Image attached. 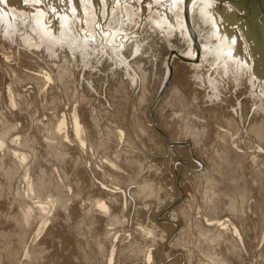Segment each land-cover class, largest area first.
I'll list each match as a JSON object with an SVG mask.
<instances>
[{
	"label": "bare ground",
	"instance_id": "bare-ground-1",
	"mask_svg": "<svg viewBox=\"0 0 264 264\" xmlns=\"http://www.w3.org/2000/svg\"><path fill=\"white\" fill-rule=\"evenodd\" d=\"M90 1L0 0V264H264V0ZM148 17L174 33L169 46L179 41L171 60L162 51L155 94L168 81L162 97L171 92L172 67L200 78L209 61L215 73L178 92L189 114L176 132L159 128L164 152L150 155L141 120L125 113L140 56L124 53ZM215 36L222 51L209 50ZM88 47L114 64L104 88L83 78ZM207 144L210 160L186 163L201 171L173 165L192 189L161 205L171 184L156 159ZM157 202L160 224L149 220Z\"/></svg>",
	"mask_w": 264,
	"mask_h": 264
},
{
	"label": "rangeland",
	"instance_id": "rangeland-1",
	"mask_svg": "<svg viewBox=\"0 0 264 264\" xmlns=\"http://www.w3.org/2000/svg\"><path fill=\"white\" fill-rule=\"evenodd\" d=\"M90 1V0H89ZM90 4L92 5V0L90 1ZM23 5H25L26 6V4H22V6L20 7V9H22V10H24V11H27V10H30V9H26V7L25 8H23ZM93 6V5H92ZM187 6V5H186ZM99 10H100V7H99ZM185 10H186V12H185ZM187 8L185 9L184 8V11H183V15H184V17H185V19H184V21L186 20L187 22H185V26H186V29H187V31H188V35H189V38H191V40H193V44L195 45V48H197V51L198 52H200V48H198V47H196L197 45L195 44L196 43V39H193V38H195V36H194V34H192L193 32H192V29H191V27H190V24L188 23L189 22V20L187 19V14H188V12H187ZM145 11V10H144ZM103 14H105L104 15V20L107 18V14L104 12ZM260 15H261V17L263 16V18H264V12H263V15H262V12H260ZM113 17H115V18H117V16L115 15V16H113ZM119 17V16H118ZM103 20V21H104ZM119 21H121L122 19H121V17H119V19H118ZM118 20H114V19H112V21H110L111 23V26H113V29H114V27H115V29L117 28V24H119V21ZM149 21H150V17H148V20L147 21H145V23L143 24V26L140 28V31L138 32V34L137 35H131V34H129V33H127L126 35H127V39L128 38H130L129 40H128V42L129 43H131L132 42V44H131V48H130V51H126V52H124L123 50L124 49H122V52H124L125 53V55L126 56H128V55H130L131 57H132V59H131V57L130 56H128V59H129V61H135L134 59H135V57H137V56H135V55H137L138 54V56H140V60L139 61H141V65L139 66V69H137V72H135V73H133V74H138L139 76H141V82H140V78L138 77L137 78V83L139 84H137V83H134L133 84V86H137L136 87V89H135V91H134V93H133V96L135 97V99L133 100L134 102H132L133 103V105H132V103H129V105L127 106V108L125 109L126 110V112L125 113H127L128 115H129V113H132V114H134V113H136V115H137V117L139 118V120H141V124H143L142 126H143V134H145L146 132V134H149L150 132L152 133H150L149 134V136L150 135H152V136H150L149 138L151 139V140H149L148 141V139H147V136L148 135H146L145 134V136L143 135V137H144V140L145 141H147V142H144V147L142 146L141 148H145V150L147 151V149L146 148H150L149 147V145H151L152 146V149H151V151L149 150V153H148V155H150V154H152L153 152H158V153H162V152H164V147H163V142H161L159 139H157V137H158V134H161V135H159V136H161L163 139L165 138V137H163V134H162V130L160 131V127H162V128H165L167 131H168V128L171 130H173L174 129V131L176 132L177 131V128H180V126H179V124H180V122H181V120H180V118H181V116H185L186 114H189L188 113V109H187V105L185 106H183L181 103H180V98H179V93L178 92H180V91H182V92H180V94H183L184 92V90L183 89H185V88H187L188 86H190V89L189 90H191V86H192V83L193 84H195L196 86L195 87H197L198 85L196 84V83H194V81H197V82H202V76H204V78L206 77V75H208V76H210V77H214L215 75V73H214V71L212 70V65L211 64H209V63H211V62H205V63H207V64H201L200 65V71L201 72H203L204 74H202L201 76H200V78L198 77V76H196L194 73H192L191 72V70H190V68L189 67H183V68H181V70H180V68H178L179 69V71H178V69H176L175 71L174 70H172L173 69V67H172V69L170 68V70H169V74H168V78L169 79H167V80H171V78H172V76H173V79H174V82H172V85L171 86H173L172 88H171V92H167L168 94H165L166 96H164V97H162V95H163V93H164V91H165V89L167 88V86H168V84H169V81H168V83H166L165 85L163 84L162 85V87L160 88V90H159V92L157 93V94H155V91L158 89V87L160 86V84H161V82H162V79H163V77L162 76H164V63H163V60L164 59H162V58H164L166 55V53L167 52H162L163 50H164V47H165V51H168V54H167V57L171 60V57L175 54V52H176V54L178 53L179 54V52L177 51V49H175V47L177 46V43H179V41H177V42H175V43H173L172 45H175V47H171V46H169V43L166 41L168 38H173V35H174V33L172 34V36H170V30L169 29H167L165 26L163 27V30H165L166 31V35H164L163 33H161V32H159V30H157V32H156V29H152V21H150V23H149ZM94 23V22H93ZM92 23V24H93ZM147 24H149V25H151V26H149V25H147ZM94 25V24H93ZM124 25H126V24H124ZM145 27H146V29H145ZM148 27V28H147ZM151 27V28H150ZM190 27V28H189ZM26 30L28 31V32H30V33H32V31H29V29L28 28H25L24 29V32H26ZM155 30V33H153V31ZM189 30H191V31H189ZM133 31V30H132ZM1 32V31H0ZM27 32V33H28ZM201 32L203 33V31L201 30ZM2 33V32H1ZM0 33V34H1ZM153 34V35H152ZM155 35V36H154ZM159 35V36H158ZM193 36V37H192ZM153 37V38H152ZM158 37V38H157ZM155 38V39H154ZM162 38H164V39H162ZM160 42V43H158V42ZM154 42V43H153ZM154 44V45H153ZM160 44H162V46L160 45ZM164 44V45H163ZM166 44V45H165ZM211 46H210V48H209V50L212 48V47H214L216 44L218 45V46H220L219 47V51H222V49H223V44H222V42L221 41H219L218 39H217V37L215 36V39H212V41L209 43ZM136 45H138V47H140L141 46V48H136ZM159 45V46H158ZM97 47V46H96ZM95 47V48H96ZM158 47V48H157ZM161 47H163V49L161 48ZM135 48V49H134ZM160 48V49H159ZM157 49V50H156ZM159 49V50H158ZM92 50V49H91ZM134 50H136V51H138V52H135V54H133L134 53ZM156 51V52H155ZM160 51V52H159ZM88 52L89 53H84V55H83V58H84V60H83V62L81 61L82 60V58L81 57H79V62H80V64L82 63L84 66H82L84 69H85V75L83 76V78L85 79V80H90V81H92V83H93V86H98L99 85V87H100V85H102L103 86V88L105 87V84L107 83V79H105V80H103V78L102 77H104V75H105V77L104 78H106V76L109 74H111L113 71H114V69L115 68H113V66H114V64L113 65H111V62H112V60L110 59V57H109V55H103L102 57L99 55V54H96V52H95V50H94V53L93 54H91L90 53V51H89V47H88ZM92 52H93V50H92ZM129 53V54H128ZM140 53V54H139ZM157 53H159V55H161V56H159ZM95 54V55H94ZM153 54H156L157 56H155V55H153ZM198 54V53H197ZM86 55V56H85ZM89 55V56H88ZM97 55V56H96ZM85 56V57H84ZM108 56V57H107ZM135 56V57H134ZM90 57V58H89ZM130 57V58H129ZM160 57V58H159ZM176 57H178L177 55H176ZM197 57H199V55L197 56ZM195 58V59H193V60H190V61H188V62H193V63H196V62H198L199 61V59L198 58ZM81 58V59H80ZM109 58V61H111V62H108V60L107 59ZM154 58V59H153ZM157 58V60H155ZM93 59H94V62H93ZM99 59H101V60H99ZM137 59V58H136ZM178 59H180V61L181 60H183L184 61V59H181V58H178ZM93 62H91V61ZM98 60V61H97ZM149 60V61H148ZM100 61V62H99ZM107 61V62H106ZM138 61V62H139ZM148 61V62H147ZM95 62H97V63H95ZM154 62V63H153ZM99 63H101V64H99ZM108 64V65H107ZM155 66H154V65ZM217 64H219V59H217V60H215V62H214V64L213 65H217ZM102 65H104V66H102ZM149 65V66H148ZM205 65V66H204ZM206 65H208V66H206ZM106 66V67H105ZM110 66V67H109ZM173 66V65H172ZM210 66H211V68H210ZM102 67V68H101ZM208 67V68H207ZM100 68L102 69V70H100ZM107 68V69H106ZM109 68V69H108ZM136 68V67H135ZM202 68L204 69V68H206V69H204V70H202ZM90 70H92L91 72H90ZM100 70V71H99ZM121 70V69H120ZM206 70V71H205ZM98 71V72H97ZM106 71V72H105ZM189 72V74H188V72ZM205 71V72H204ZM96 74H95V73ZM110 72V73H109ZM177 72V73H176ZM211 72V73H210ZM93 73V74H92ZM214 73V74H213ZM101 74V75H100ZM132 74V72H131V74L130 75H133ZM172 74V75H171ZM177 74V75H176ZM99 75V76H98ZM194 75V76H193ZM198 75H199V73H198ZM126 76V74H124V72H123V78ZM134 76V75H133ZM97 77V78H96ZM128 77V76H127ZM196 78H198V79H196ZM128 79H129V77H128ZM127 79V80H128ZM176 79V80H175ZM193 79H194V81H193ZM206 79V78H205ZM84 80V81H85ZM98 80V81H97ZM227 80V79H226ZM129 81V80H128ZM97 82H99L98 84H96ZM140 82V83H139ZM206 82V81H205ZM137 84V85H136ZM207 84V83H206ZM128 87H130V85H128ZM241 87H242V85H241ZM240 87V88H241ZM174 88V89H173ZM197 88H199V87H197ZM234 88V87H233ZM173 90V91H172ZM229 93V92H228ZM227 93V94H228ZM175 94H176V96L177 97H175ZM104 95V94H103ZM106 95V98H107V100H108V102H111L112 103V101H109V98L112 100V98H111V96L109 97V95L110 94H105ZM129 95V94H128ZM153 95H154V97H153ZM234 95V94H233ZM133 96H132V98H133ZM243 95L241 94L240 96H239V98H241ZM162 97V98H161ZM175 97V98H174ZM137 98V99H136ZM152 98V99H151ZM174 98V99H173ZM176 98H178V99H176ZM205 98V97H204ZM181 99H182V97H181ZM163 100V101H162ZM175 100H176V102H178V105H177V103L175 102ZM178 100V101H177ZM204 100V99H203ZM241 101V100H240ZM171 103H175L174 105L175 106H173V104H171ZM139 104V105H138ZM179 104H181V105H179ZM204 104H205V102H204ZM132 105V106H131ZM180 106V107H179ZM182 106V107H181ZM129 107V108H128ZM170 107V108H169ZM175 107H177V108H174ZM179 107V108H178ZM183 107H185L186 109H184ZM206 107V106H205ZM165 108V109H164ZM168 108V109H167ZM129 109V110H128ZM130 109L132 110L131 112H130ZM172 111H171V110ZM136 110V111H135ZM166 110H168V111H166ZM173 110H175V111H173ZM133 111H134V113H133ZM171 111V112H170ZM181 111V112H180ZM205 111V110H204ZM170 113V115H169V113ZM173 112H174V114H175V112H176V114L177 113H179V114H177V115H174L173 114ZM182 112H183V114H182ZM214 112V111H213ZM213 112L211 111V113L213 114ZM210 114V113H209ZM179 115V116H178ZM206 114H205V112L203 113V116L204 117H206L205 116ZM155 116H156V118H157V120L159 121V127L158 126H156V124H155V121H154V118H155ZM170 116H173V117H171L170 118ZM176 116V117H175ZM177 117H179V118H177ZM190 117V116H189ZM149 119L151 120L150 121V123H152L151 124V126L150 125H148V123H149ZM179 121H178V120ZM172 120V121H171ZM174 121H176L175 123H174ZM177 121H178V123H177ZM169 123V124H168ZM207 125V124H206ZM176 126V127H175ZM178 126V127H177ZM147 127V128H146ZM149 127V128H148ZM158 127V128H157ZM172 127V128H171ZM176 129H175V128ZM152 128V129H151ZM151 129V130H150ZM146 130H148V131H146ZM154 132H153V131ZM157 135V136H156ZM201 135V134H200ZM155 136H156V139H154L155 138ZM176 136H178V132L176 133ZM146 137V138H145ZM155 140H158V141H155ZM160 143V144H159ZM208 145L209 144H207L206 145V147L205 148H203L202 149V147H200L199 148V151H197V153H196V155L197 154H199V156H195V154H193V151H192V149L190 148V147H188V149L187 150H180V151H178V150H176V151H173V156L171 155V157H172V162H171V160H169V158H168V156L167 157H163V158H161V159H159L158 157V159H159V161H157L158 159H156V161H155V163H161L162 161H164V162H166V165L164 164V162H162V168L161 169H163L165 172H164V174H165V177H163V178H165V181L170 185H168L169 186V188L166 190L167 192H168V190H172L171 192H169V193H167L166 191V193H165V196L163 197V196H161L159 199L160 200H158L159 202H160V204L161 205H163L164 204V206L167 204L166 202H169L171 199H172V201L175 199V201L177 202H179V201H181V200H183V198H184V191H182V190H184V188H185V186L187 185V189H188V187H189V189H192V187L193 186H191V184L193 183V179L191 178V179H189V178H187V177H183L182 179L181 178H179V177H177L175 174H176V172L174 171V168H173V165H183L184 166V170H185V173H189V172H198V171H201L202 170V168L200 169V170H195V169H190L189 171L186 169V163H187V161L188 162H190L191 160L192 161H194V162H198V159L197 158H207V159H209L210 160V158H211V154H212V152L211 151H208ZM141 146V145H140ZM158 146V147H157ZM183 146H185L184 144H183ZM157 150V151H154V150ZM161 149V150H160ZM201 149V150H200ZM146 151H145V153H146ZM153 151V152H152ZM160 151V152H159ZM208 152V153H206V152ZM148 152V151H147ZM168 154V152H166V154H164V156L165 155H167ZM186 155V156H185ZM163 159V160H162ZM191 161V162H192ZM168 163V164H167ZM158 166H161L160 164H157ZM168 165H172L171 167H172V169H173V171L171 172L170 170L171 169H168L169 168V166ZM164 167V168H163ZM168 167V168H167ZM171 172V173H170ZM173 174V175H172ZM175 178H173L172 176ZM169 176H171V177H169ZM167 178V179H166ZM170 178H172V179H170ZM177 178V179H176ZM178 179H181V181L180 180H178ZM168 180V181H167ZM171 180V181H170ZM186 180V181H185ZM189 180H190V182H192L191 184H190V182H189ZM170 181V182H169ZM173 181H175L174 183H173ZM184 181V182H183ZM181 182V183H180ZM189 182V183H188ZM195 182V181H194ZM184 183V184H183ZM176 184V185H175ZM176 186V188H174L175 186ZM183 186V187H182ZM182 187V188H181ZM178 188V189H177ZM175 190L177 191V192H179L181 195L179 196V197H177L176 198V196H177V193L175 192ZM163 193V192H162ZM172 194H174V197H173V195ZM167 195V196H166ZM169 195V196H168ZM165 197H167L168 198V200L165 198ZM172 197V198H171ZM162 198V199H161ZM166 199V201H165V199ZM170 198V199H169ZM181 199V200H180ZM162 200V201H161ZM158 202H157V204L155 205V206H157V205H159V206H157L155 209H154V212H153V209H152V217L151 216H149V220H151L152 219V222H153V220H155L154 222L156 223V224H160V223H163V219H161V218H159V217H163V214H162V211L164 210V206H162L161 207V205H160ZM161 208V210H160V208ZM159 210V211H158ZM166 210V209H165ZM159 212V213H158ZM156 215V216H155ZM159 215V216H158ZM160 215H162V216H160ZM154 218V219H153ZM161 221V222H160ZM153 222V223H154ZM167 230L168 229H166L165 231L167 232Z\"/></svg>",
	"mask_w": 264,
	"mask_h": 264
}]
</instances>
